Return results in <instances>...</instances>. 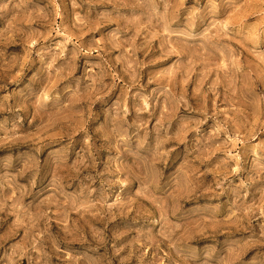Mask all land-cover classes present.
I'll use <instances>...</instances> for the list:
<instances>
[{
  "label": "rangeland",
  "instance_id": "1",
  "mask_svg": "<svg viewBox=\"0 0 264 264\" xmlns=\"http://www.w3.org/2000/svg\"><path fill=\"white\" fill-rule=\"evenodd\" d=\"M122 3L117 14L111 0H0V120L25 115L26 85L42 81L57 92L86 76L100 96L93 112L102 102L110 106L117 132L121 117L130 134L143 123L150 143L162 141L165 168L179 154L177 164L201 182L199 199L220 205L218 220L231 216L242 232L258 230L264 224V131L256 120L264 119V9L256 0H171L175 18L164 28L145 26L146 9L136 7L143 0ZM25 147L0 148V157H10L0 160V176L9 185L0 188V202L7 201L0 212V255L7 264L98 262L93 252L107 255L113 244L121 249L120 264H140V251L144 260L152 258L153 248L133 243L140 209L112 193L103 211L93 193L96 199L75 201L71 211L55 204L29 207L36 227L26 232L17 226L11 205L22 193L7 178L24 167L15 156ZM16 179L27 187L23 177ZM31 199L23 195L17 210ZM57 233L67 240L53 248L47 238ZM252 255L248 249L243 258Z\"/></svg>",
  "mask_w": 264,
  "mask_h": 264
},
{
  "label": "clouds",
  "instance_id": "2",
  "mask_svg": "<svg viewBox=\"0 0 264 264\" xmlns=\"http://www.w3.org/2000/svg\"><path fill=\"white\" fill-rule=\"evenodd\" d=\"M111 2L114 13L126 7L122 0ZM136 7L146 9L141 12L147 18L146 27L167 28L175 18L176 5L171 0H143ZM255 7L264 9V0H256ZM34 83V87L26 85L30 103L25 115L17 112L11 121L0 120V148L26 145L23 151L17 149L15 159L24 164L16 177H23L27 187L19 184L16 177L7 178L16 185L15 190L22 193L11 205L16 212L14 223L17 226L25 227L26 232L33 231L36 225L28 212L33 206L55 204L58 211H71L75 201L98 197L96 203L103 211L112 193L117 200L123 196L140 209V223L133 225L140 235L133 243L145 250L154 249L150 260H144L145 252L138 249L140 264H164L165 261L167 264H264V224L256 231L245 233L239 221L232 220L231 216L218 220L220 205L199 199L203 195L201 182L177 164L179 154L165 168L160 150L162 141L155 146L150 143L143 123L130 134V126L126 127L121 117L117 132L109 120L110 106L102 102L92 111L100 96L91 89L86 76L83 80L70 81L57 92H48L42 81ZM259 87L264 91V82ZM142 110H148L147 104ZM256 120L259 131H264V119L257 116ZM88 121H91L90 131L83 127ZM52 132L58 135L57 139L49 138ZM162 134L158 129L157 140ZM246 135L251 138L253 133L246 132ZM6 158L10 157H0V160ZM261 170L264 171V166ZM6 186L9 185L5 178L0 176V188ZM25 194L32 199L23 210H17ZM183 201H191V204L184 207ZM6 204V200L0 202V212L5 210ZM47 239L52 240L54 248L67 237L57 233L56 238ZM43 244L42 241V247ZM86 247L90 250L91 243ZM248 249L253 250V255L245 260L243 254ZM120 251L113 244L107 255L93 252L101 257L98 262L85 259L87 264H113V260L120 264ZM160 252L164 255L160 256ZM0 264H7L3 255H0Z\"/></svg>",
  "mask_w": 264,
  "mask_h": 264
}]
</instances>
